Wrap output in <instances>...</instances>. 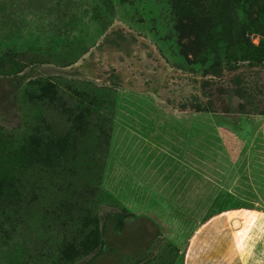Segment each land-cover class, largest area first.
Segmentation results:
<instances>
[{
	"label": "rangeland",
	"instance_id": "374dc122",
	"mask_svg": "<svg viewBox=\"0 0 264 264\" xmlns=\"http://www.w3.org/2000/svg\"><path fill=\"white\" fill-rule=\"evenodd\" d=\"M186 113L234 137L229 190L165 179ZM263 119L264 0H0V264H184L208 218L258 214Z\"/></svg>",
	"mask_w": 264,
	"mask_h": 264
},
{
	"label": "crops",
	"instance_id": "0c3cea01",
	"mask_svg": "<svg viewBox=\"0 0 264 264\" xmlns=\"http://www.w3.org/2000/svg\"><path fill=\"white\" fill-rule=\"evenodd\" d=\"M172 119L173 127L163 134L164 139L169 134L172 140L170 144L164 141L163 151L166 157L178 154L180 172L176 175L168 171L170 174L164 176L169 182L175 183L174 191H178V195H183L185 190L196 188L213 191L214 188L229 190L233 187L232 179L236 171L233 168L235 163L233 156L230 155V149L234 145V137L231 133L212 118L198 113H186L184 116ZM151 127L150 125L145 133L138 136L135 145L142 140V137L149 138ZM176 146L178 153H175ZM215 157L218 159L214 160ZM229 157L232 159L229 160ZM164 162L165 165L168 163ZM242 168L257 203L261 206L246 207L244 210H257L258 214H250L251 218L245 219L246 214L234 217L228 214L229 211L220 212L214 214V223L208 218L193 233L187 246L184 264H264V119L248 140ZM159 171L161 172L162 168ZM163 173L167 174V170ZM192 178L194 179L191 180ZM205 203L214 202L208 200ZM244 228H247L244 236L246 244L244 246L237 244L236 247L234 236L240 235ZM256 228L259 229L260 234L251 237L250 234ZM205 249L209 251L207 254H204ZM248 249L258 255V260H250ZM206 256H210L209 260H206L208 258Z\"/></svg>",
	"mask_w": 264,
	"mask_h": 264
}]
</instances>
